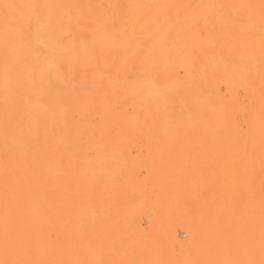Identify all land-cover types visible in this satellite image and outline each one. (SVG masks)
Returning a JSON list of instances; mask_svg holds the SVG:
<instances>
[{"label": "bare ground", "instance_id": "bare-ground-1", "mask_svg": "<svg viewBox=\"0 0 264 264\" xmlns=\"http://www.w3.org/2000/svg\"><path fill=\"white\" fill-rule=\"evenodd\" d=\"M0 264H264V0H0Z\"/></svg>", "mask_w": 264, "mask_h": 264}]
</instances>
